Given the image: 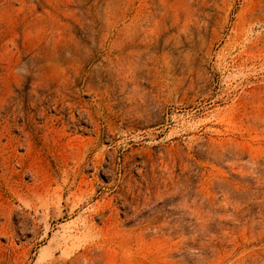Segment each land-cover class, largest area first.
I'll return each instance as SVG.
<instances>
[{
	"label": "rangeland",
	"instance_id": "obj_1",
	"mask_svg": "<svg viewBox=\"0 0 264 264\" xmlns=\"http://www.w3.org/2000/svg\"><path fill=\"white\" fill-rule=\"evenodd\" d=\"M0 264H264V0H0Z\"/></svg>",
	"mask_w": 264,
	"mask_h": 264
}]
</instances>
